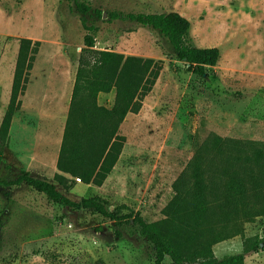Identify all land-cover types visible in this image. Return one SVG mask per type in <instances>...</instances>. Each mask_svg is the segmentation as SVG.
<instances>
[{
	"label": "rangeland",
	"instance_id": "obj_1",
	"mask_svg": "<svg viewBox=\"0 0 264 264\" xmlns=\"http://www.w3.org/2000/svg\"><path fill=\"white\" fill-rule=\"evenodd\" d=\"M107 13L176 11L191 23L196 47H218L216 77L203 79L171 56L149 27L130 20L85 15L73 0H1L0 124L10 98L19 38L41 42L22 106L6 139L0 178L22 169L56 184L71 197L101 196L150 222L175 192L173 183L211 135L254 142L264 151V0H91ZM95 46L85 44V35ZM158 62L160 74L138 113L139 88ZM78 108L126 137L102 186L93 184L110 143L70 126ZM128 210H120V215ZM264 235V215L242 233L214 246L224 258L243 241ZM154 264V249L132 221L118 223L88 209H66L26 186L0 187V264ZM166 264H170L166 261ZM245 264H264V251Z\"/></svg>",
	"mask_w": 264,
	"mask_h": 264
},
{
	"label": "trees",
	"instance_id": "obj_2",
	"mask_svg": "<svg viewBox=\"0 0 264 264\" xmlns=\"http://www.w3.org/2000/svg\"><path fill=\"white\" fill-rule=\"evenodd\" d=\"M81 15L84 28L93 31L85 15L103 13L93 8L91 0H73ZM1 2V0H0ZM109 21L130 20L156 31L159 41L168 53L184 61L188 71L203 79L216 77L221 52L218 47H196L189 37L191 23L179 12L145 13L113 9L107 12ZM19 50L13 75L7 109L0 124V137H8L16 111L22 106L31 72L39 53L41 42L31 38L18 39ZM95 38L85 35V44L95 46ZM161 66L156 62L141 83L132 76L129 86H135L136 100L131 111L138 113L144 98L151 92L159 77ZM70 126L83 134L104 143H110L98 167L93 184L102 186L111 174L123 151L126 137L114 134V127L104 120L78 108L73 109ZM4 153L0 148V170ZM26 185L51 202L66 209H88L118 223L132 221L142 237L154 249V264H245L246 256L264 251V235L243 241L240 253L218 258L214 246L243 232L244 225L264 215V151L254 142L211 135L198 148L185 170L173 183L175 192L162 209L163 218L147 221L139 211L126 205L111 208L101 196L72 199L59 191L55 183L37 177L22 169L15 179L0 178V187ZM128 210L120 215V210ZM60 264V263H59ZM95 264H105L98 260Z\"/></svg>",
	"mask_w": 264,
	"mask_h": 264
},
{
	"label": "water",
	"instance_id": "obj_3",
	"mask_svg": "<svg viewBox=\"0 0 264 264\" xmlns=\"http://www.w3.org/2000/svg\"><path fill=\"white\" fill-rule=\"evenodd\" d=\"M107 15V13H103V16H106Z\"/></svg>",
	"mask_w": 264,
	"mask_h": 264
}]
</instances>
